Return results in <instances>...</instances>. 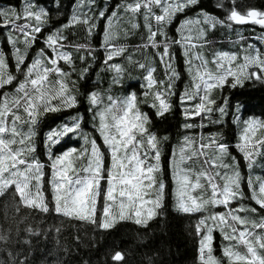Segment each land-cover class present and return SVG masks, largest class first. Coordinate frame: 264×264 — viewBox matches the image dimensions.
<instances>
[{"label": "snow or ice", "instance_id": "6c2138e0", "mask_svg": "<svg viewBox=\"0 0 264 264\" xmlns=\"http://www.w3.org/2000/svg\"><path fill=\"white\" fill-rule=\"evenodd\" d=\"M199 2L200 0H122L110 15H106L105 10L98 13V18L106 19L108 23V27L104 29V64L116 73L122 71L121 66L109 62L126 51L114 43L121 35L114 24V21L121 19L120 11L129 14V23L133 29L139 27L134 22L136 17H142L147 30L145 47H162L158 55L167 69L169 80L166 82L154 79V68H148L145 77L148 88H156L152 106L157 108L158 115L169 110L167 97L171 94L172 80L178 76L171 63L172 44L185 48L188 72L192 78L189 88L180 98L181 103L186 105L195 101L191 107L184 108L186 118L200 116L203 119L214 111L221 116L226 115L227 99L223 102L224 106H216L217 101L211 93L214 89H222L229 83V78L233 88L241 85L244 80L264 81V50L249 45L242 49L243 56L218 52L213 59L208 60L195 51L202 45L194 42L203 39L205 25L214 28L219 24L231 28L233 24H254L264 29V11L251 9L241 13L235 7V0H232L233 6L225 19L219 20L201 10L195 18H186L180 24L177 29L180 39L168 37L166 28L174 18ZM81 4H95V0H81ZM216 7L223 8L224 5L217 3ZM47 16V11L32 0H25L22 12L15 8L0 10V28H7L23 37L22 41L19 36L9 35L7 38L14 49L11 57L15 61V70L23 79L18 80L9 71V58L5 51L0 50V89L16 82L14 92H0V195L14 187L22 206L44 213L50 211L43 190L45 165L34 155L35 133L32 126L41 113L59 111L76 104L67 83L69 74L60 66V61L69 65L73 63L72 55L62 51L65 37L61 29L49 34L44 41L45 47L39 50L30 64L26 63L28 49L37 41L38 34L42 33L47 24ZM96 18L89 17L87 13L82 16L74 14L65 27L82 23L91 32ZM21 20L24 22L18 23ZM129 34L130 32H123L125 36ZM157 37L163 39L158 40ZM257 39L264 41V33ZM19 43L24 47H17ZM83 47L85 46H80ZM47 49H51V53ZM137 66L146 68L145 64ZM53 101L57 103L54 104ZM108 101L109 105L95 115L99 117L98 131L103 145L109 150L110 164L105 166L100 146L95 139L89 141L87 136L84 139L86 143L90 142V152L85 149L74 156L76 149H71L55 157L49 153L52 161L49 181L53 204L51 210L65 217L97 223V203L102 198L104 203L99 227L111 228L117 219H134L136 224L146 225L157 215V209L162 207L165 196L166 185L162 177L158 178L161 172L158 140L146 127L148 117L138 109L134 93L119 100L109 96ZM89 102L93 106L99 105V94L92 93ZM236 119L239 122V116ZM209 122L222 123L221 120ZM243 123L245 127L240 137L243 143L237 147L245 159L250 161L251 167L255 145H264V139L256 140L254 144L253 137L259 129H264V122L247 120ZM24 126L27 131L22 130ZM185 127L192 128L194 125L186 124ZM79 131V120L74 117L71 125L65 124L59 130L49 133L46 138L49 149L53 144L59 143L60 137ZM228 156V146L221 142L219 136L200 137L199 141L186 136L179 150L178 160L173 164L176 208L183 213L201 212L218 205L227 209L224 213H210L197 222L196 232L200 236L199 264H223V260L213 254L214 230H218L227 242L222 249L227 264H264V216L255 219L253 216L241 215L256 214L258 210H264V177H249L247 180L251 191L250 199L258 208L243 205L231 207L232 201L244 198V192L241 190L242 177L235 165V158L232 157L233 163L230 164L225 162ZM80 159H85L86 162L77 168L76 161ZM102 180L106 181V188L102 187ZM27 231L33 232L31 228ZM5 239V236L0 235V240ZM112 260L121 262L124 255L116 252Z\"/></svg>", "mask_w": 264, "mask_h": 264}, {"label": "trees", "instance_id": "16d2710c", "mask_svg": "<svg viewBox=\"0 0 264 264\" xmlns=\"http://www.w3.org/2000/svg\"><path fill=\"white\" fill-rule=\"evenodd\" d=\"M32 2L44 8L48 16L42 33L38 34L37 41L28 49L26 63L30 64L39 50L45 47L44 41L49 34L61 29L65 37L62 51L72 55L73 63L69 65L60 61V66L69 74L67 83L71 95L76 99V104L73 107L61 108L59 111L41 113L32 126L35 133L34 155L45 165L43 190L50 211L44 213L22 206L14 187L8 188L0 195V235L6 237L5 240H0V264H21V262L23 264H199L200 236L196 232L197 222L210 213H224L227 209L223 205H218L195 213L178 211L175 197L176 183L173 179L174 161L178 160L179 150L186 136L197 141L200 137L219 136L229 150V156L225 158V162L233 163L232 157H234L235 165L242 177L241 190L244 192V198L234 200L235 205L232 201L231 207L246 205L258 208L259 206L250 199L251 191L247 180L249 177L253 179L264 177V145H255L251 167H249L250 161L245 159L237 145L242 143L240 136L245 127L244 121L264 122V81L244 80L241 85L233 88L229 78V83L222 89H214L211 93L217 101L216 106H224L223 102L227 99L226 115L221 116L219 112L214 111L203 119L200 116L186 118L184 108L191 107L195 101L186 105L181 103L180 98L189 88L192 78L188 72L185 48L179 44H172L171 63L178 76L172 80L171 94L167 97V102L170 104L169 110L163 115H158L157 108L152 106L156 88L149 89L147 86L145 79L147 69H155L153 77L157 81L167 82L169 76L166 75L167 69L158 55L162 47L157 49L144 46L147 43V30L142 17H136L134 22L139 27L135 29L129 23V14L123 11H120L121 19L114 21L117 30L121 31V35L114 43L126 49L124 53L109 62L121 66L122 71L118 74L104 64V29L108 27V23L106 19H99L98 13L100 10H105L106 15H110L122 0H95V4L87 6L82 5L81 0H32ZM24 3L25 0H0V10L15 8L22 12ZM217 3H223L224 7H216ZM232 6V0H200L197 5L174 18L166 28L167 35L173 40L180 39V33L177 31L180 24L186 18H195L201 10L223 20ZM235 7L241 13L251 9L264 11V0H235ZM84 13H87L89 17H97L93 20L95 27L91 32L88 26L82 23L65 27L74 14L82 16ZM23 22V20L18 21V23ZM204 27L206 32L203 39L194 42L202 45L195 50L208 60L213 59L214 54L218 52L238 53L243 56L242 49L247 46L245 43H251L256 48L264 45V41L257 39L264 33V29L259 25L233 24L229 28L217 24L214 28L207 25ZM125 31L130 34L123 35ZM9 35L19 36L21 41L23 37L19 33L10 32L7 28H0V50L5 51L9 58V71L20 80L23 77L15 70V61L11 57L14 49L7 40ZM157 39L163 38L157 37ZM80 46L85 47L80 48ZM17 47L23 48L24 45L19 43ZM47 52L51 53V49H47ZM138 64H145L146 68L141 69L137 66ZM85 69H87L86 72ZM15 83L9 85V88L6 86L0 89V92H7L8 89L9 93L14 92ZM92 93L99 94L101 100L99 105L90 104L89 97ZM133 93L137 98L138 109L148 117L146 127L149 132L156 135L161 153V172L158 178H163L166 188L162 207L157 209V215L146 225L136 224L134 219H117L111 228L104 229L98 226L103 207L100 202L97 203V223L57 214L51 210L53 208L52 192L48 176L52 161L49 159V153L53 157L59 156L63 153L59 155L58 153L71 149L73 145H79L74 156L85 149L90 152V142L86 143L84 139L87 136L89 141L96 140L104 153L105 166L109 165V150L102 145V138L98 131L99 117L95 113L109 105V96L119 100ZM53 103L57 102L53 101ZM237 116H239V122L236 119ZM74 117L79 120L80 131L60 137L59 141L63 142V147L59 152L55 144L49 149L46 139L49 133L59 130L65 124L71 125ZM217 120H221L222 123L209 122ZM186 124H192L194 127L186 128ZM22 130L28 129L24 126ZM253 139L254 144L256 140L264 139V129H259ZM85 162V159L77 160L75 166L81 167ZM241 215L259 219L264 216V210H258L256 214L241 213ZM29 228L33 230L32 233L27 231ZM225 243L227 242L223 240L222 234L214 230L213 254L221 258L223 264H227V260L222 255ZM116 252L124 255L123 261L112 260Z\"/></svg>", "mask_w": 264, "mask_h": 264}, {"label": "rangeland", "instance_id": "374dc122", "mask_svg": "<svg viewBox=\"0 0 264 264\" xmlns=\"http://www.w3.org/2000/svg\"><path fill=\"white\" fill-rule=\"evenodd\" d=\"M246 40H248V39H246ZM247 46H246V48L248 47V45H252L251 43H245ZM223 46V45H222ZM221 46V47H222ZM261 48H263V49H261ZM222 49V48H221ZM258 49H261V50H264V45L262 46V47H260V48H258ZM195 51H197V50H195ZM8 88H9V86H8ZM7 88V89H8ZM9 89L7 90V92L9 93ZM36 122H37V118H36ZM241 137V136H240ZM102 138V137H101ZM241 141V140H240ZM242 143H243V141H241ZM253 142H254V139H253ZM63 142L62 141H59V143H57V144H55V147H57V152H59L60 151V148L61 147H63ZM102 145H103V140H102ZM104 146V145H103ZM77 147H79V145L78 146H75V145H73L72 147H71V149H76ZM105 147V146H104ZM106 148V147H105ZM71 149H66V150H64V151H62V152H60V153H58V155L59 154H62V153H64V152H66V151H69V150H71ZM107 149V148H106ZM104 160H105V158H104ZM108 161H110V157H109V155H108ZM108 165H106V167H107ZM77 168H79L80 166H76ZM51 174H52V169L50 168V174H49V176H48V178L49 179H51ZM101 184H102V187H105L106 188V181H104V180H102L101 181ZM252 200V199H251ZM253 201V200H252ZM98 202H100L102 205H103V203H104V201H103V199L101 198V199H99L98 200ZM235 203V201H233V203L232 204H234ZM101 205V206H102ZM235 205V204H234ZM244 206H246V205H244ZM102 211V210H101Z\"/></svg>", "mask_w": 264, "mask_h": 264}, {"label": "water", "instance_id": "95a60500", "mask_svg": "<svg viewBox=\"0 0 264 264\" xmlns=\"http://www.w3.org/2000/svg\"><path fill=\"white\" fill-rule=\"evenodd\" d=\"M245 25H248V24H245Z\"/></svg>", "mask_w": 264, "mask_h": 264}]
</instances>
